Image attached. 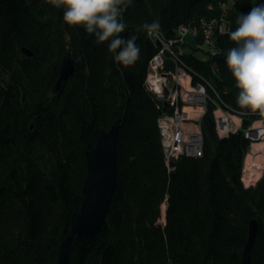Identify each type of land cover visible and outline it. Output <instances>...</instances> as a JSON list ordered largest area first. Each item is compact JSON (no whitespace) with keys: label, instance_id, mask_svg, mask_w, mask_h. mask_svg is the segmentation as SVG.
Wrapping results in <instances>:
<instances>
[{"label":"trees","instance_id":"1","mask_svg":"<svg viewBox=\"0 0 264 264\" xmlns=\"http://www.w3.org/2000/svg\"><path fill=\"white\" fill-rule=\"evenodd\" d=\"M224 2L125 3L119 35L138 37L140 58L123 66L110 41L66 24L63 8L48 0H0V264H56L82 203L86 152L117 120L115 192L100 231L73 240L68 264H242L253 220L250 264H264V170L254 186L241 181L251 144L245 133L264 115L239 108V89L225 64L235 46L227 33L254 5L236 0L224 10ZM153 21L159 39L142 27ZM181 29L188 30L183 38ZM188 35L206 49L188 46ZM174 40L162 54L164 69L176 63L212 89L200 121L201 156H182L168 167L158 119L169 107L147 89L146 77L163 43ZM66 54L75 71L53 95ZM218 105L241 120L225 136L216 130Z\"/></svg>","mask_w":264,"mask_h":264},{"label":"clouds","instance_id":"2","mask_svg":"<svg viewBox=\"0 0 264 264\" xmlns=\"http://www.w3.org/2000/svg\"><path fill=\"white\" fill-rule=\"evenodd\" d=\"M55 8H63V20L72 26H83L97 42L110 41L108 49L115 61L131 66L140 58V47L132 35L121 37L126 24L122 22V5L132 0H48ZM238 27L227 33L235 46L228 49L225 64L239 93L236 103L242 110L264 115V3H256L241 13ZM149 38H160V24L153 21L143 26Z\"/></svg>","mask_w":264,"mask_h":264},{"label":"built area","instance_id":"3","mask_svg":"<svg viewBox=\"0 0 264 264\" xmlns=\"http://www.w3.org/2000/svg\"><path fill=\"white\" fill-rule=\"evenodd\" d=\"M235 1L236 0H226V2L221 5V8L226 10L231 7ZM216 22L215 20L209 22V31L207 33L212 30ZM220 31H224L222 26H220ZM187 33L188 30L181 29L182 38L187 35ZM182 38L178 40L181 41ZM176 42L177 40L171 41L169 44L163 43L161 52L152 59L146 77L147 89L153 92L169 107V111L158 119L161 145L165 163L168 167L172 161L182 156H201L203 139L200 131V120L205 112V106L208 100L207 88L212 89L208 83H206L207 86L201 82L194 83L192 75L184 67L176 63L173 70L166 71L164 69L162 54L165 51L170 52L172 44ZM184 83H186L185 88H183ZM215 112L218 113V115H216ZM224 113L226 112H224L219 105L216 106L214 114L216 119V130L219 136H225L239 128L232 130L228 119L223 116ZM193 115L195 116V120H193ZM189 125L192 127H189ZM252 128L255 129V126L250 127L245 133V137L251 142L258 140V137H260L255 136L256 133L250 132ZM258 129L259 128L255 130ZM250 148L251 147H249L246 156ZM258 156L259 155H253L254 160L251 162L250 168L243 164L241 181L245 187L254 186L262 176L264 165L256 159ZM244 162L246 163V159Z\"/></svg>","mask_w":264,"mask_h":264},{"label":"water","instance_id":"4","mask_svg":"<svg viewBox=\"0 0 264 264\" xmlns=\"http://www.w3.org/2000/svg\"><path fill=\"white\" fill-rule=\"evenodd\" d=\"M27 56L31 53L23 50ZM76 63L70 54L63 56L58 79L51 91L56 95L74 73ZM120 121L117 120L108 131H101L96 145L86 152L87 173L82 186V203L78 212L71 218L69 234L62 240L56 264L69 263V251L74 239L92 238L103 226L117 184V139ZM251 133L256 132L254 128ZM257 233V222L251 221L248 240L242 264H250V252Z\"/></svg>","mask_w":264,"mask_h":264},{"label":"rangeland","instance_id":"5","mask_svg":"<svg viewBox=\"0 0 264 264\" xmlns=\"http://www.w3.org/2000/svg\"><path fill=\"white\" fill-rule=\"evenodd\" d=\"M256 3H264V2H263V0H253V5H255ZM185 41L188 42V46H191V47H194V48H199V49H206V47H205L204 45L200 46L199 43H197L196 41H194V38H192V37L189 36V35L185 38ZM187 48H189V47H187ZM199 54H201L200 51H199ZM185 84H186V83L183 84V88L186 87ZM215 113H216V112H215ZM216 115H218V113H216ZM214 116H215V114H214ZM223 116L226 117V118L228 119V121H229V123H230V127L232 128V130L237 129V128L240 126V122H241V120H239V118H238L236 115L228 114V113H224ZM192 117H193V120H195V116L193 115ZM234 117L238 119V122H237L236 120H234ZM200 121H201V120H200ZM260 122H261V120H260V121H256V122H254V123L252 124V126H255L256 123H260ZM235 124H236V126H235ZM261 125H263V124H260V126H255V129H257V128L261 129V128H262ZM252 126H251V127H252ZM263 126H264V125H263ZM189 127H192V126L189 125ZM200 131H201V128H200ZM262 142H264V135H263L262 137H258V140H254V141H252V142H251V145H253L254 143H262ZM251 145H250V147H251ZM263 151H264V150H263ZM261 155H262V153L260 154V156H261ZM245 159H246V157H245ZM258 160H260V158H258ZM244 161H245V160H244ZM159 223H160V224L164 223V219L161 218V219L159 220Z\"/></svg>","mask_w":264,"mask_h":264},{"label":"bare ground","instance_id":"6","mask_svg":"<svg viewBox=\"0 0 264 264\" xmlns=\"http://www.w3.org/2000/svg\"><path fill=\"white\" fill-rule=\"evenodd\" d=\"M234 120H236L238 122V119L235 117H234ZM260 124L264 125V120H262L260 123H256L255 126H260ZM263 125H261V127H262L261 129L256 130L255 136L262 137L264 135V126ZM263 150H264V142L254 143L253 145H251L250 151H249L248 155L246 156V163L244 162V165L246 167L250 168V164L254 160L253 155H259L256 159L260 158L259 162H261L264 165V151ZM261 153H262V155L260 156ZM256 164H258V163H256ZM161 209H162V218L164 219L165 211H166V205L162 204Z\"/></svg>","mask_w":264,"mask_h":264},{"label":"crops","instance_id":"7","mask_svg":"<svg viewBox=\"0 0 264 264\" xmlns=\"http://www.w3.org/2000/svg\"><path fill=\"white\" fill-rule=\"evenodd\" d=\"M263 2H264V0H263Z\"/></svg>","mask_w":264,"mask_h":264}]
</instances>
